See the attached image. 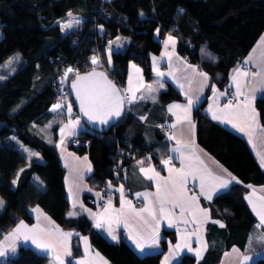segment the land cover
<instances>
[{"label": "trees", "instance_id": "trees-1", "mask_svg": "<svg viewBox=\"0 0 264 264\" xmlns=\"http://www.w3.org/2000/svg\"><path fill=\"white\" fill-rule=\"evenodd\" d=\"M69 12L82 16L83 21L63 33L57 20ZM94 22L105 26L103 35L96 33ZM262 31L264 0H0V67L10 57H19L11 70L0 73V198L5 202L0 211V239L19 220L31 222L29 209L38 205L61 228L75 230L71 237L74 255L81 253L78 233H85L92 246L112 264H160L167 247L165 239L157 251L140 255L124 238L107 239L84 215H67L70 204L56 148V130L69 112L67 106L55 101L54 67L73 63L79 72L99 67L121 86L132 60L149 79L153 74L150 55L159 52L167 33L177 38L176 49L180 54L210 75L204 97L193 108L197 141L242 183H264V169L259 167L245 140L212 121L203 111L212 87L224 88L231 69ZM116 36L126 37L128 42L123 49L111 50L109 64L105 47ZM93 57L97 58L96 64L92 63ZM172 99L182 96L166 83L159 100ZM56 104L61 108L51 109ZM255 106L264 125V97H257ZM131 113L101 132L84 126L77 133L83 141L77 152L87 153L93 167L87 180L98 188L110 182L113 199L119 185L131 196L128 186L135 159L148 154L155 166L161 162L162 168L158 169L162 170L165 165L162 158L168 155L164 150L168 145L164 133L157 132L161 140L155 145H144L137 136H128V130L138 126ZM11 134L38 149L42 158L28 162ZM118 144L139 149L135 157L121 160L122 171L111 167L121 157L116 153ZM245 191V186L233 184L213 197L211 210L214 216L222 217L223 227L209 222L206 232L209 245L204 255L197 258L183 252L173 264H216L222 251L232 243L245 246L256 221L245 202ZM136 199L133 201L139 205ZM163 231L170 238L174 236L172 230ZM46 262L45 254L29 245H19L17 252L0 264ZM250 264H264V257Z\"/></svg>", "mask_w": 264, "mask_h": 264}, {"label": "crops", "instance_id": "crops-1", "mask_svg": "<svg viewBox=\"0 0 264 264\" xmlns=\"http://www.w3.org/2000/svg\"><path fill=\"white\" fill-rule=\"evenodd\" d=\"M69 13H67L64 18H66ZM69 17L73 18L74 21L79 20L80 23L83 21V17L75 13H72ZM64 18L58 19L57 22L60 24V20H64ZM75 26L76 24L74 23L72 28ZM95 30L98 35H103L105 33V26L102 23H99ZM169 36L173 37L174 43L173 41L168 40ZM262 38H264V31L259 34L253 45L241 59L244 63L248 61V63L245 64L252 66L254 71H248L241 68L239 65L233 67L229 73L228 83L224 88L220 89L215 86L212 87L203 107V111L212 121L242 137L253 153L259 167L264 169V166L261 165V157L264 156V125L260 120L259 112L255 106V99L264 91V63H262V61H264V41H262ZM127 42L128 38L116 36L110 40L105 47V51L107 52L111 49H123ZM176 46L177 38L171 33L165 34L159 52L150 55V65L153 69L151 78L146 79L141 66L130 60L127 65V76L125 79V86L129 89V78L131 77V88L135 91V98L132 100L131 114L133 121L138 124L135 128H130V130H128V136L130 138H135L137 136L139 139L138 142L144 145H155L157 141L161 140L157 132L164 133L163 139H167L168 142V145L164 150H166L174 164L164 165L163 169L160 170L154 163L145 159L147 156L145 158L141 157L135 159L133 162L134 168H132L129 177L131 184L128 186L131 196L126 194L123 185H119L117 187L115 199L111 200V206L112 209L119 210L121 208V192L118 190L121 186H123V199L131 201V206L137 211L146 207L149 200L155 202L156 198L154 194L157 191V182L156 180L147 179L140 169H155V172L159 173L160 177L164 178L160 180V184L163 187L165 185V180L169 176L168 169H179L182 166L180 159L176 158L180 153L172 151V149L178 147L177 140H179L181 141V144L189 145V148L184 150V162L186 165L191 164L193 170L196 172L195 178L189 176L187 181V195L197 197V200L192 205L195 212V222H193V215L190 212L186 211L183 217H181L179 209L177 208L173 210L171 216L159 220L157 229L156 223L152 221L147 212L141 213V216L143 217V219H141L126 208L124 213L119 217V223H116L115 219L117 213L111 210L107 213L105 212V207L108 203L100 208L87 204V197L98 198L100 197L101 192L98 187L92 186L87 180V176L92 173L93 169L87 153H79L75 151L70 147L68 142L69 137L77 134L85 125L79 123V125L73 130L65 127V125L69 124L70 120H63L56 130V148L60 162L64 168L63 180L65 195L70 204L67 215L69 212L76 213V215L70 217L84 215L90 221L91 226L101 232L107 239L118 241L120 238H124L140 255L157 251L161 248V240L165 239L167 247L161 256L160 264H173L183 252H189L197 256L196 250L200 249L201 257L204 255L209 245L206 238L208 223L212 222L218 227H222L221 225L224 223L222 217L213 215L211 210V200L216 194L227 190L231 185L241 184L246 187L244 199L256 219L255 227L250 232L249 238L244 247L239 246L237 243H232L228 248H225L222 251L216 264H241V258L236 253H233V248H237L240 250V253L251 257L247 262V264H250L252 260L258 257H264V245L257 242V238L264 233V225H261L260 218L256 214L257 212H264V183H242L232 171H230L197 141L196 124L193 119V108L196 107L204 97L209 85L210 75L208 72L201 69L196 63L189 61L185 55L180 54L177 51ZM249 57L252 58L250 61ZM133 65H135V67H133ZM238 68L242 71L248 72L247 78L240 77L244 94L241 95L242 99L240 101L232 104L233 108L231 110L226 109L224 112H221L220 109H224V105L227 104L225 101L227 94L232 93L236 96V86L233 77L236 75L235 70ZM137 69H139V72H137ZM193 69H196V71H193ZM158 72L164 73V75L160 76L157 74ZM255 72H261V75L253 76V73ZM199 73H206L207 80H205V78ZM166 83H170L182 96V99H172L167 102H161L159 100V95L161 91L166 88ZM141 84L143 87H140ZM161 84L163 87H161ZM149 85L151 86V90L148 88ZM180 85H183V88H181ZM254 89L255 91H253ZM221 93H224V95H220ZM130 95L132 96V92H130ZM188 97H191L195 101L188 113L191 123H189L188 120L183 119L185 113L182 109H174L176 115L169 112V107L171 105L179 104L187 106ZM245 97L248 98L247 101L245 100ZM245 104H247V107H245ZM210 108L216 112V115L222 118L226 112L234 113L231 116L233 123L240 127H244L245 131L240 132L230 123H223L221 120H214L212 118L213 112L209 111ZM252 109H255V113L252 112ZM253 115L256 116L255 120L252 119ZM177 116L180 117L179 122L177 121ZM159 122H168L172 131L170 133L165 132L161 127L157 126V123ZM172 125H175V127H172ZM192 125H195L194 129ZM61 129H64L63 133L61 132ZM248 132L251 133V143H249V135L246 134ZM10 136L16 147L22 152L28 162L33 159L40 160L42 158L38 149L24 144L15 134H11ZM169 137L175 138L170 139ZM45 138L47 139V137ZM62 140L63 143H61ZM29 153H36L38 155L30 156ZM85 157H87V160L84 159ZM140 161H143V164L139 163ZM89 165H91V171L87 170ZM151 174L152 173L150 172L149 175ZM201 177L204 178V192H211L212 198L210 200L206 199L204 195H201ZM216 177L229 180L230 183L226 188L218 187L220 180L216 179ZM233 177H235V179H232ZM69 189H71V193L69 192ZM145 192L153 195L149 196L148 200H145L142 196L139 197L138 199L141 200V204L136 205L133 198H137V193ZM98 193L99 195H97ZM249 198L252 203H249ZM0 200L4 202L2 198H0ZM4 205L5 202L3 207ZM3 207H0V211ZM156 207L157 216L159 217V206L156 205ZM253 207H255L256 211H253ZM35 209H38L39 211H34ZM198 209L206 210L207 215L205 216V213L200 212ZM29 211L33 217L31 222L19 220L13 228L6 232L0 239V242L3 241L2 247L6 252L4 256H0V262H5L9 256L14 255L17 252L19 245H29L47 256L46 264H57V261L54 259L56 254L61 255L64 264H78L79 261H85V264H112L105 255L92 246L89 236L85 233H78L81 253L77 255L71 254V256H64V249L59 246L57 247L56 253L51 250L42 251L41 249H38L31 240L26 241L23 235H20L19 238L10 237L8 240H5V237L9 236L21 221H23L28 228H33L39 223L42 229L53 233H55L57 228L65 233L70 232L72 235L75 233V230L61 228L57 222L38 205L31 206ZM93 213L96 215H93ZM97 219L101 220L103 227L97 228L95 226ZM144 220H147L148 224H145ZM104 221H111L110 229L109 224L104 223ZM170 221L172 222L171 227H169ZM185 221H187V223H185ZM125 223L128 224V227H125ZM164 229L172 230L174 236L170 238V235L163 231ZM157 230L159 237L158 241L152 243V238L156 235ZM109 231H111V235L109 234ZM113 235H115L116 239L112 238ZM44 239H51L52 242H55L56 240L61 239V237L57 234L51 238L45 236ZM134 241L143 245L142 251L137 247V244ZM185 242L190 245L193 251L190 252L187 248H182L178 251L175 248V245H183ZM68 244L71 249V238L68 241ZM13 246L15 247V251L11 250Z\"/></svg>", "mask_w": 264, "mask_h": 264}, {"label": "snow or ice", "instance_id": "snow-or-ice-1", "mask_svg": "<svg viewBox=\"0 0 264 264\" xmlns=\"http://www.w3.org/2000/svg\"><path fill=\"white\" fill-rule=\"evenodd\" d=\"M69 15H71V13H69ZM74 23L76 25H79L80 21L79 20H75ZM73 27V22H69L66 23L62 26V30L63 29H70ZM119 39V38H118ZM169 41H173V37L169 36L168 37ZM262 41H264V38H262ZM167 54V53H166ZM19 57H15V59H18ZM111 59V56L109 55V60ZM155 59V58H154ZM252 58L249 57V61ZM9 65L12 63V60L10 59L7 62ZM92 63L96 64L97 63V58L93 57L92 58ZM245 63H248V61H246ZM262 63H264V61H262ZM133 67H135V65H133ZM74 69L72 68H68L67 71L65 72V76L68 75V73L73 72ZM193 71H196V69H193ZM137 72H139V69H137ZM236 75L233 77V81L235 83L236 86V96L239 97L241 95H243V91H242V85L240 82V77H244L247 78L248 76V72L247 71H242L241 69H236L235 70ZM160 76H163L164 73H157ZM201 76H203L205 78V80H207V74L206 73H199ZM261 72H255L253 73V76H260ZM93 77H103V83L94 81L92 78ZM246 83V80H245ZM73 89L76 91V97L77 100L79 101L80 104V110L81 112L84 114V116H86L88 118L89 121H99L101 124H107L109 119H111L112 117H119L121 115V109H122V105L124 103L125 100H127L128 103H132V100L135 98V91H133V89L131 88V77L129 78V89L127 91L132 92V96L128 97V96H121L119 89L116 88V86L114 84H112L111 81H108L106 76L104 75V73H96L95 71H93L92 73H89L86 76H80L79 73H77V78L76 80L73 82L72 84ZM140 87H143V85L141 84ZM161 87H163V85L161 84ZM181 88H183V85H180ZM149 90H151V86H148ZM138 90V89H137ZM255 91V89L253 90ZM215 92V89H214ZM220 95H224V93H221ZM247 97H245V100L247 101ZM195 103V101L191 98L188 97V105L187 106H182L179 104H174L171 105L169 107V112H172L173 115H176V113L174 112V109H182L185 113V116L183 117V119L188 120L189 123H191L190 117L188 115V113L191 110L192 105ZM54 110L55 109H59L61 108L60 104H56L53 106ZM245 107H247V104H245ZM233 108L232 105V101L230 100L227 104L224 105V109H220L221 112H224L226 109L227 110H231ZM71 105L68 106V112L69 114L71 113ZM209 111H212V118L214 120H221V122L223 123H230L232 124V126L234 128H236L238 131L240 132H244L245 128L244 127H240L239 125L233 123V120L231 118V116L234 114L232 112H226L225 115L222 117L216 115V112L213 111L211 108L209 109ZM252 112L255 113V109H252ZM252 119L255 120L256 116L253 115ZM177 121H180V117L177 116ZM79 125V119H76L74 121L70 120L68 125H65V127L67 128H71V129H75V127ZM172 127H175V125H172ZM193 129L195 127V125H192ZM64 129H61V132L63 133ZM249 135V143H251V133L248 132L246 133ZM170 139H174L175 137H169ZM61 143H63V140L61 141ZM177 145L178 147L172 149L173 152L176 153H180V155L178 157H176L177 159H180L181 161V168L176 169V168H169L168 172H169V176L168 178L165 180V185L162 187L160 184V180L164 179L162 177H160L159 173L155 172V169H151V168H141V172H143L146 176L147 179L149 180H156L157 182V191L154 194L155 195V202L149 200L148 205L144 208H141L139 211H137L134 207L131 206V201H127L123 199V186H121L120 189H118L121 192V208L119 210L117 209H112L111 206V200L109 199L107 206L105 207V212H109L110 210L113 212L117 213L115 222L119 223V217L121 214L124 213L125 209L127 208L129 211H131L132 213H134L137 217H140L141 219H143V217L141 216V213L143 212H147L148 215L151 217L152 221H154L157 225V229H158V225H159V220L162 218H168L169 216H171L173 214V210L174 209H179L180 212V216L183 217L184 213L186 211L190 212L193 215V222H195V212L192 208V205L194 204V202L197 200L196 196H188L187 195V181H188V177L192 176L193 178H195L196 176V172L193 170L192 165L191 164H185L184 162V150L189 148V145L187 144H181V141L177 140ZM30 156L33 155H38L36 153H29ZM259 155V153H258ZM85 160H87V157L84 158ZM170 159L169 160H164L163 163L165 165L170 163ZM198 159V157H197ZM139 163L143 164V161H140ZM261 165L264 166V156L261 157ZM88 171H91V165L88 166ZM152 173L151 175H149V173ZM216 179L220 180V184L218 185V187H224L226 188L228 186V184L230 183L229 180H224L220 177H216ZM232 179H235V177H233ZM238 182V181H237ZM13 183H15V181H13ZM69 192L71 193V189H69ZM99 195V193L97 194ZM137 198L139 197H144L145 200H148L149 196L153 195L151 193H137ZM201 195H204L206 199H211L212 195L211 192H204V178L201 177ZM249 203H252L251 199L249 198ZM4 202L2 200H0V207H3ZM156 205H158V210H159V217L157 216V207ZM75 207V205H74ZM198 208V205H197ZM200 212L205 213L206 214V210L204 209H198ZM34 211H39L38 209H35ZM253 211H256L255 207H253ZM259 218H260V223L261 225H264V212H257L256 213ZM69 216H73L76 215L75 212H69L68 213ZM93 215H96L93 213ZM104 223H108L109 224V229L111 228V221H104ZM145 224H148L147 220H144ZM185 223H187V221H185ZM97 228L103 227V223L101 222L100 219H97L96 225ZM172 226V222H169V227ZM223 227V225H221ZM125 227H128V224L125 223ZM59 235V237H61V239L56 240L55 242H52L51 239L49 240H45L44 237L47 236L49 238L55 236V235ZM109 234L111 235V231H109ZM194 234V233H193ZM20 235H23L24 239L27 240H31V242L33 244L36 245V247L38 249H41L42 251H49L51 250L52 252L56 253L57 251V247L59 246L60 248L64 249L63 255L64 256H71V249L69 247L68 241L70 240L72 233H65L62 232L61 230H59L58 228L55 230V233L47 231L45 229H42L39 225V223L37 225H35L33 228H28V226L26 224H24L23 221L20 222L19 225H17V227L14 229V231L12 233L9 234V236L5 237V240H8L10 237L13 238H19ZM131 235V234H130ZM113 239H116L115 235L112 236ZM158 230L156 232V235L153 236L152 238V243H156L158 241ZM85 242H86V238H85ZM137 244V247L141 249V251L143 250V245L140 244L137 241H134ZM257 242L264 245V233L261 234V236L259 238H257ZM175 248L179 251L182 248H187L188 251H193V249L190 247V245L185 242L183 245L181 244H177L175 245ZM12 251H15V247L13 246ZM233 253H236L240 258H241V264H247V262L251 259V257H249L246 254H242L240 253V250L237 248H233L232 249ZM86 252H87V248H86ZM6 254L4 248L2 246H0V256H4ZM196 255L197 258L201 257V250L197 249L196 250ZM227 255V254H226ZM54 259L57 261V264H64V260L62 259L61 255L56 254ZM167 260V258H166ZM78 264H85V261H79Z\"/></svg>", "mask_w": 264, "mask_h": 264}, {"label": "built area", "instance_id": "built-area-1", "mask_svg": "<svg viewBox=\"0 0 264 264\" xmlns=\"http://www.w3.org/2000/svg\"><path fill=\"white\" fill-rule=\"evenodd\" d=\"M94 25L97 26V22H94ZM238 65L241 68H244L248 71H254L252 66L247 65L242 61H240L238 63ZM54 68L57 71L56 78L54 81L55 82V89H56L55 101L59 102L63 106L68 107L69 105H71V108H72L71 113L65 117V120H72V121H74L76 119L80 120L79 113L73 107L71 90H70L69 81H68V79L71 78L73 75L79 73V70H78L77 66L73 63H60L59 67L55 66ZM68 68H72V69H74V71L71 73H68V75L65 76V72L67 71ZM119 89L121 91L122 96L131 97L130 92L127 91L128 88H127V86H125V84L119 86ZM260 96L264 97V91L260 94ZM241 99H242L241 96L237 97L232 93H228L225 101L228 103L231 100L232 104H233V103L240 101ZM131 106H132V103H128L127 100L124 101V103H123V109H124L123 116L131 112ZM66 109L68 110V108H66ZM157 126L161 127L167 133H170L172 131L171 126L169 125L168 122H163V123L159 122V123H157ZM68 142H69L70 147L72 149H74L75 151L79 150L81 144L83 143L82 138L80 136H78L77 134L70 136L68 139ZM138 152H139L138 148H133V147L124 148L118 144L116 147V153L120 154L121 157H120V160L118 162L114 161V163L111 167L117 171H122L124 169V165L122 164L121 160L125 159V158H129V157H135ZM146 156H147V159L151 162L150 156L148 154ZM169 158H171L169 155H165L162 158V160L163 161L169 160ZM160 163L156 166L157 168H162V165ZM172 164H174V162L172 161V159H170V163L167 165H172ZM110 185H111L110 182H106L105 184H103L99 188L100 192H101L100 197H98V198L89 197L88 198V204L91 206H94L96 208H100V207H103L104 205H106L108 203L109 199L112 200L113 199V192L110 189ZM135 202L137 204H140V201L138 199H136Z\"/></svg>", "mask_w": 264, "mask_h": 264}, {"label": "water", "instance_id": "water-1", "mask_svg": "<svg viewBox=\"0 0 264 264\" xmlns=\"http://www.w3.org/2000/svg\"><path fill=\"white\" fill-rule=\"evenodd\" d=\"M93 71H95L96 73H104V75L106 76L107 80L111 81L112 84H114L116 86V88L119 89V86L111 78H109V76L107 75L105 70L102 69V68L92 67V68H90L88 70L79 72V75L80 76H86L89 73H92ZM76 78H77V74H75V75H73L71 77V79L69 81V86H70V90H71V97H72L73 107L79 113L80 120L84 123V125L87 128H89V129H91V130H93L95 132H101L104 129H108L112 125L116 124L121 119V117L123 116V111H124L123 105H122V109H121V115L119 117H112L111 119H109L107 124H101L98 120L95 121V122L94 121H89L88 118L86 116H84V114L80 110V104H79V101L77 100V97H76V91L72 87V84L76 80ZM92 79L94 81H97V82H100V83L104 82L103 81V77H93ZM119 92H120V95L122 96L120 89H119Z\"/></svg>", "mask_w": 264, "mask_h": 264}, {"label": "rangeland", "instance_id": "rangeland-1", "mask_svg": "<svg viewBox=\"0 0 264 264\" xmlns=\"http://www.w3.org/2000/svg\"><path fill=\"white\" fill-rule=\"evenodd\" d=\"M71 14H72V13H71ZM69 22H73V25H74V20H73V18L69 17V15H68L66 18H64V20H60L61 30H62V26H63L64 24H66V23H69ZM67 31L69 32V29H63V30H62L63 33H67ZM122 37H123V36H122ZM111 50H112V49H111ZM111 50H108V51L106 52L107 62H108L109 64L111 63V59L109 60V55H110ZM115 50H116V49H115ZM10 59L12 60V63L9 65L7 62H8ZM14 63H15V57H14V56H12V57H10L9 59H7V60L2 64V66L0 67V73H5L6 71L11 70V67H12V65H13ZM51 109H54V107L52 106ZM79 123H81L82 125H84V123H83L81 120H79ZM2 242H3V241L0 242V246L3 245Z\"/></svg>", "mask_w": 264, "mask_h": 264}]
</instances>
